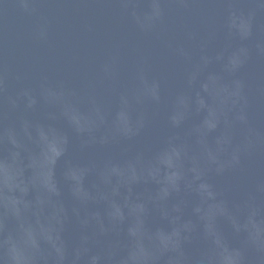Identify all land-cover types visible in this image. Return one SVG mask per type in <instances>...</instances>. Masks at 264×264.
<instances>
[{
	"label": "water",
	"instance_id": "1",
	"mask_svg": "<svg viewBox=\"0 0 264 264\" xmlns=\"http://www.w3.org/2000/svg\"><path fill=\"white\" fill-rule=\"evenodd\" d=\"M0 264H264V0H0Z\"/></svg>",
	"mask_w": 264,
	"mask_h": 264
}]
</instances>
